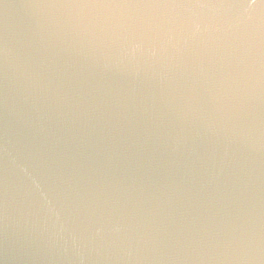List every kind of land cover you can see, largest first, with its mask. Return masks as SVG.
<instances>
[{"label":"water","instance_id":"1","mask_svg":"<svg viewBox=\"0 0 264 264\" xmlns=\"http://www.w3.org/2000/svg\"><path fill=\"white\" fill-rule=\"evenodd\" d=\"M0 264H264V0H0Z\"/></svg>","mask_w":264,"mask_h":264}]
</instances>
